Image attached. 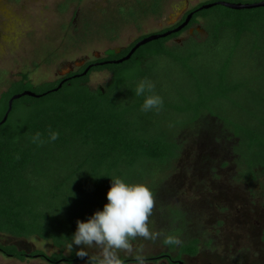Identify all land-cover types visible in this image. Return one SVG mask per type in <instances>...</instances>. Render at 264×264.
Returning a JSON list of instances; mask_svg holds the SVG:
<instances>
[{
    "label": "rangeland",
    "instance_id": "374dc122",
    "mask_svg": "<svg viewBox=\"0 0 264 264\" xmlns=\"http://www.w3.org/2000/svg\"><path fill=\"white\" fill-rule=\"evenodd\" d=\"M157 1L161 2V10L151 14ZM208 1L212 0H0V94L25 73L34 85H40L56 81L69 69L77 70L84 61L104 57L114 61L107 51L119 53L142 37L162 34L189 10ZM140 3L148 13L141 11ZM219 15L217 11L212 20L201 19L197 26L167 43L173 49L190 40L198 42L179 48L177 54L198 52L194 65L213 78L229 59L235 44V34L226 28L216 35ZM207 28L213 32L211 39ZM254 46L260 48L253 51ZM150 66L148 80L155 84V93L163 102H177L178 92L188 93V81L179 64L158 58ZM111 80L112 74L105 70L92 73L89 84L92 89H99ZM228 80L240 86L237 95L242 106L238 111L224 104L223 113L243 120L247 112L264 115V27L259 37H245L232 58ZM217 108L220 109L218 103H214V109ZM168 114L149 111L148 116L137 120L148 134L167 130L178 144L179 157L166 165L143 161L134 170L124 171L127 183H144L154 193L150 227L165 235L178 236L182 244L199 241V256L194 259L185 256L186 264H264V178L253 183L242 179L243 160L247 159L244 147H239L221 115L204 114L192 126L172 129L170 121L177 116ZM19 118L15 120L18 122ZM70 159H74L73 154ZM67 160L56 155L42 160L36 188L51 187L53 183L48 181L58 176ZM63 172L60 176H65ZM110 187L104 186L85 198L87 218L103 210ZM48 204V208L56 206L51 200ZM0 241L29 252L40 250L47 255L60 252L50 242L36 237L16 239L0 235ZM133 243L146 245V257L163 253L176 256L179 247L171 250L162 244V238L155 243L144 240ZM73 246L75 252L83 247ZM88 251L92 254L96 250ZM71 252L68 247L64 250L66 256ZM121 257L132 259L123 253ZM0 264L49 263L41 258L19 262L0 253Z\"/></svg>",
    "mask_w": 264,
    "mask_h": 264
},
{
    "label": "trees",
    "instance_id": "16d2710c",
    "mask_svg": "<svg viewBox=\"0 0 264 264\" xmlns=\"http://www.w3.org/2000/svg\"><path fill=\"white\" fill-rule=\"evenodd\" d=\"M220 1L246 4L264 0H212L201 3L189 10L177 24L161 33L179 27L194 12L193 19L185 30L142 46L123 64L97 66L87 75H83L89 67L86 65L77 71L76 74L80 77L73 75L57 92L54 90L64 80L34 85L29 74L25 73L20 80L13 82L0 94V123L9 110V102L13 96L26 91L43 95L41 98L24 97L16 100L7 122L0 126V235L16 239L36 237L50 242L60 251L47 255L40 250L29 252L0 241L2 255L19 262L41 258L49 264L88 263V257L80 258L76 255L74 246L69 256L64 254L76 231L77 220L88 219L85 198H90L102 187L111 185L112 177L125 180L124 171L134 170L140 162L166 165L179 157L178 144L167 134V130L148 134L145 126H141L137 120L148 116L149 112L146 114L141 111L144 96H136L134 90L141 80L148 79V67L151 68V62L158 58H166L179 64L188 81V93L178 92L177 102H164L160 110L169 112L168 115L176 114L177 119L170 121L169 126L172 129H184L194 125L204 114L212 116L218 113L230 127L232 137L239 141V147H244V156L247 159L245 157L246 160H243L242 179L253 183L264 178V115L250 112L244 114L240 111L244 114L243 120L223 113L224 104L231 105L235 110L242 106L237 95L241 90L240 86L230 84L228 75L232 58L245 37H259V31L264 27V8L236 11L217 6L199 11L205 4ZM160 4V1L153 3L151 14L160 12ZM140 9L148 13L142 3ZM217 11L221 13V20L216 35L221 32L220 29L226 28L235 34V44L229 59L216 70L213 78L200 72L194 65L199 57L198 52L193 50L185 56L177 54L181 48L198 42L190 40L173 49L167 43L197 26L201 19L206 22L212 20ZM207 30L209 39L213 38L212 30ZM147 36L138 39L120 53L116 50L106 53L114 61L120 60ZM258 48L260 46H254L253 51ZM109 60L110 57H104L96 62ZM105 70L112 74L111 82L104 88L92 89L89 84L91 74ZM214 103H218L220 109H214ZM18 116L20 118L17 122L15 118ZM49 129L59 132L56 141L46 142L43 146L31 142V137L37 132L41 133L42 139L48 141ZM72 154L73 160L70 159ZM51 155L63 156L69 160L62 164L55 179L50 178L48 183H53L51 187L38 189L36 184L40 178L38 173L42 160ZM62 171L65 176H60ZM47 199L56 203L54 209L48 208ZM37 201H41L40 204ZM177 247L169 248L176 250ZM198 254L199 241L193 240L179 245L176 256L168 253L167 257L163 253L147 257V262L149 264L168 260V264H174L175 261L182 260L183 256ZM122 258L125 264H136L134 259Z\"/></svg>",
    "mask_w": 264,
    "mask_h": 264
},
{
    "label": "clouds",
    "instance_id": "9594fccd",
    "mask_svg": "<svg viewBox=\"0 0 264 264\" xmlns=\"http://www.w3.org/2000/svg\"><path fill=\"white\" fill-rule=\"evenodd\" d=\"M136 96H144L141 111L159 112L163 108V98L155 93V84L147 78L141 80L135 88ZM59 132L49 129L48 141L37 132L31 142L43 146L54 142ZM111 187L103 210H97L87 221L77 220V228L71 237L68 248L73 244L83 246L76 255L88 257V264H125L121 253L131 257L136 264H148L145 255L146 245H134V241L144 240L155 243L162 238L165 246H179L182 240L172 234L153 231L150 227L151 216L155 209V196L144 183H127L123 178L112 177ZM88 249H95L92 254Z\"/></svg>",
    "mask_w": 264,
    "mask_h": 264
},
{
    "label": "water",
    "instance_id": "95a60500",
    "mask_svg": "<svg viewBox=\"0 0 264 264\" xmlns=\"http://www.w3.org/2000/svg\"><path fill=\"white\" fill-rule=\"evenodd\" d=\"M217 6H223V7H226V8H229V9H232V10H236V11H244V10H254V9H258V8H264V1L262 2H257V3H232V2H225V1H220V2H215V3H211V4H205L203 7H201L199 9V11H203V10H210L214 7H217ZM193 16H194V12L189 14L186 18V20L177 28L173 29V30H170L168 32H165V33H162V34H153V35H150V36H147L146 38L142 39L141 41H139L133 48L132 50L129 52V54L127 56H125L124 58L120 59V60H115V61H107V62H102V63H99V64H96L94 66H105V65H119V64H123L127 61H129L133 55L142 47V46H145L149 43H152L154 41H158L160 39H165V38H168L172 35H175V34H178L180 32H182L183 30H185L189 24L191 23L192 19H193ZM119 53L121 51H118ZM93 65L92 66H89L88 69L86 70V72L83 74V75H87V73L91 70L92 67H94ZM71 69H69V71H67L66 73H69ZM75 77H80L79 75L75 76ZM71 78L69 79H66L64 80L60 86L55 89L54 91L57 92L59 91L63 85L67 82V81H70ZM24 97H32V98H41L43 97V95L41 96H38L36 95L35 93L33 92H30V91H26L22 94H18V95H15L12 97V99L10 100L9 102V110L7 112V114L5 115L3 121L0 123V126L5 124L9 118V115L13 109V104L16 100H19L21 98H24ZM178 264H182L181 262H179Z\"/></svg>",
    "mask_w": 264,
    "mask_h": 264
},
{
    "label": "flooded vegetation",
    "instance_id": "af4514ba",
    "mask_svg": "<svg viewBox=\"0 0 264 264\" xmlns=\"http://www.w3.org/2000/svg\"><path fill=\"white\" fill-rule=\"evenodd\" d=\"M183 18V17H182ZM178 23V22H177ZM176 23V24H177ZM122 51V50H121ZM102 58H96V59H94V60H91V61H84L82 64H81V66L77 69V70H70V72L69 73H63V74H61L60 75V77L57 79V80H59V79H61L62 81L63 80H65V79H68V78H71L73 75H78V74H76L77 73V71L80 69V68H83L84 66H86V65H89V66H94V65H96V64H99L100 62H96L97 60H101ZM97 66H94V67H92L91 69H93V68H96ZM165 254V253H164ZM166 256L167 257H169V255H167L166 254ZM187 257H189V258H192V259H194V258H196V257H198L199 256V254L197 255V256H189V255H186ZM184 257L185 256H183L182 257V260H178V261H175L174 262V264L176 263V264H178L179 262H181L182 264H186V262H185V259H184ZM165 261V260H164ZM168 261V260H167ZM166 261V262H167ZM167 264H168V262H167Z\"/></svg>",
    "mask_w": 264,
    "mask_h": 264
}]
</instances>
